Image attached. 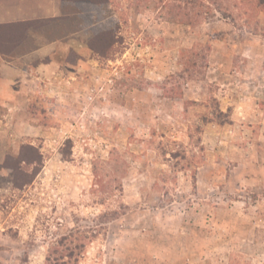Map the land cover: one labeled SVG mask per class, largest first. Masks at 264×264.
<instances>
[{
    "label": "rangeland",
    "instance_id": "obj_1",
    "mask_svg": "<svg viewBox=\"0 0 264 264\" xmlns=\"http://www.w3.org/2000/svg\"><path fill=\"white\" fill-rule=\"evenodd\" d=\"M184 3L65 23L40 137H0V264H264V11Z\"/></svg>",
    "mask_w": 264,
    "mask_h": 264
},
{
    "label": "crops",
    "instance_id": "obj_2",
    "mask_svg": "<svg viewBox=\"0 0 264 264\" xmlns=\"http://www.w3.org/2000/svg\"><path fill=\"white\" fill-rule=\"evenodd\" d=\"M83 4L0 0V45L5 48L0 50V137H40L35 110L40 107L42 80H52L60 68L55 58L58 52L77 51L79 47L82 54L85 52L79 35L65 32V23ZM54 23L63 26L52 28Z\"/></svg>",
    "mask_w": 264,
    "mask_h": 264
},
{
    "label": "trees",
    "instance_id": "obj_3",
    "mask_svg": "<svg viewBox=\"0 0 264 264\" xmlns=\"http://www.w3.org/2000/svg\"><path fill=\"white\" fill-rule=\"evenodd\" d=\"M74 3H85V4H101V3H108L110 0H66ZM160 2H163V0H160ZM209 5V6H206ZM210 6H213L214 11L217 10L219 12H224L223 10H229L232 7H240L241 9H246L247 12L254 13L258 11L259 9L264 11V0H186V3L183 5H178L175 10H179V12H184L183 20H187L185 22L189 23L190 21L188 19H191L194 23H198L202 20L203 14L199 9L205 8L207 10L206 13H212ZM176 11V12H177ZM171 13H173L171 11ZM178 13V12H177ZM179 14V13H178ZM192 14V15H191ZM180 15V14H179ZM193 24V23H191ZM0 50L5 51V48L0 45ZM96 181L101 182V176L96 172L95 173ZM75 241H71L68 243L69 245H62L64 246L65 251L59 252L61 253L60 258H56L52 260L51 256L48 258L49 264H53V262H56L54 264H69V262L65 261V258H68L69 260H78V255L76 251L78 250V247H72ZM71 246V247H70ZM58 253V252H57ZM61 262V263H60Z\"/></svg>",
    "mask_w": 264,
    "mask_h": 264
}]
</instances>
